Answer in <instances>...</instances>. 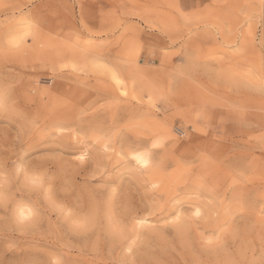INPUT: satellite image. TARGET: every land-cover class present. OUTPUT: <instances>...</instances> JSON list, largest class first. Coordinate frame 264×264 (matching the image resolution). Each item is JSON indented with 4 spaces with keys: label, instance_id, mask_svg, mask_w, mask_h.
<instances>
[{
    "label": "rangeland",
    "instance_id": "374dc122",
    "mask_svg": "<svg viewBox=\"0 0 264 264\" xmlns=\"http://www.w3.org/2000/svg\"><path fill=\"white\" fill-rule=\"evenodd\" d=\"M0 264H264V0H0Z\"/></svg>",
    "mask_w": 264,
    "mask_h": 264
},
{
    "label": "bare ground",
    "instance_id": "6f19581e",
    "mask_svg": "<svg viewBox=\"0 0 264 264\" xmlns=\"http://www.w3.org/2000/svg\"><path fill=\"white\" fill-rule=\"evenodd\" d=\"M224 207V206H223ZM216 225V224H215ZM217 226V225H216Z\"/></svg>",
    "mask_w": 264,
    "mask_h": 264
},
{
    "label": "crops",
    "instance_id": "0c3cea01",
    "mask_svg": "<svg viewBox=\"0 0 264 264\" xmlns=\"http://www.w3.org/2000/svg\"><path fill=\"white\" fill-rule=\"evenodd\" d=\"M184 5V4H183ZM182 6V5H181Z\"/></svg>",
    "mask_w": 264,
    "mask_h": 264
}]
</instances>
